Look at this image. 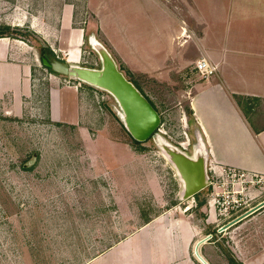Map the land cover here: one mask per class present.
<instances>
[{
    "label": "crops",
    "instance_id": "crops-1",
    "mask_svg": "<svg viewBox=\"0 0 264 264\" xmlns=\"http://www.w3.org/2000/svg\"><path fill=\"white\" fill-rule=\"evenodd\" d=\"M9 1L0 0V28L25 31L28 27L36 36L43 34L49 43L59 33L63 43H82L85 30L71 28L75 14L69 3L62 7L60 18L56 14L48 23L43 17H34L30 26H25L27 21L16 22L12 14H1ZM90 3L98 8L103 29L113 31L112 42L119 44L116 49L138 72L151 76L164 69L170 80L176 73L187 80L183 95L189 98L196 127L206 141L210 169L225 175L219 182H226V192L233 179L226 176L225 169L243 173L244 177L235 181L233 195L243 197L248 206L243 213L228 210L220 214L210 207L212 197L198 204L200 196L196 194L184 209L172 204L141 223L136 213V223L132 224L128 221L133 220L128 214L132 208L127 202L132 200L133 167L128 168L122 160L117 166L105 159L104 168L97 169L114 175L108 183L111 199L120 217L126 218L125 225L115 229L121 232L125 227L126 236L112 238L108 244L92 243L90 248L97 247L98 252L90 253L81 264H264V205L252 211L264 201V0H137L136 10L128 0L127 22L120 20L113 5L108 10L107 0ZM9 4L21 8L19 2ZM140 17L144 19L142 25L138 24ZM1 35L0 98H20L30 90L34 66L24 60L27 36ZM193 43L198 52L190 60L185 49ZM74 49L68 50L67 59L79 62L81 53ZM202 58L218 69L189 85L190 69L197 70ZM59 80L54 77L50 88L49 114L58 122L78 124L80 109L84 110L81 101L88 96L82 95L79 86ZM67 89L74 90V102L68 100ZM103 186L98 194L87 195L93 209H100L97 203L107 189ZM223 187H216V191ZM89 228L88 232L94 233L101 224L92 219ZM220 238H226L227 245L219 243Z\"/></svg>",
    "mask_w": 264,
    "mask_h": 264
},
{
    "label": "rangeland",
    "instance_id": "rangeland-1",
    "mask_svg": "<svg viewBox=\"0 0 264 264\" xmlns=\"http://www.w3.org/2000/svg\"><path fill=\"white\" fill-rule=\"evenodd\" d=\"M126 1L107 0L108 10L113 5L122 22L129 20L126 11L130 7L127 8ZM129 1L136 10L137 0ZM9 2L21 3L22 9ZM9 2L2 6L1 14H12V20L16 22L27 21L25 26H30L34 17H43L48 23L55 20L56 14L60 18L62 7L69 3L75 14L71 28H84V37L80 44L63 43L61 34H56V38L50 39L55 55L68 60L66 53L75 48L81 57L79 62L72 63L99 68L100 56L90 43V38L95 37L109 48L119 67L152 100L162 115V124L158 134L149 140L134 142L114 96L45 67L39 51L41 45L50 46V43L42 38L43 34L36 36L27 27L24 60L34 65L30 90L20 98H0V264H81L90 253L98 252L97 247L90 248L92 243L108 244L112 238L126 236L125 227L121 232L115 229L116 225H125L126 218L120 217L121 213L111 199L113 194H110L108 183L114 175L97 169L104 168L105 159H111L117 166L122 160L121 163L128 168L133 167V185L130 183L133 191L132 188L129 190L132 200L127 202L132 208L128 213L133 215V220H128L132 224L136 223V213L138 223H141L149 215L158 214L172 204L180 205L182 209L188 207L192 198L181 199L182 183L172 162L162 154L164 151L160 145L163 139L192 154L198 142V128L189 109V98L183 95L188 83L183 75L176 73L170 80L164 69L151 76L138 72L120 49H116L119 44L112 42L113 31L103 29L99 23V10L90 0ZM140 20L138 24L142 25L144 19L140 17ZM185 50L191 60L198 47L193 43ZM188 76L189 85L204 78L194 68L190 69ZM54 77L59 78L61 84L79 86L82 95L88 96L81 101L84 110L80 109L78 124L58 122L49 114ZM66 91L68 100L74 102V90ZM225 170L229 177V169ZM209 174L212 184L198 193V204L215 197V185L225 176L215 174L210 169V161ZM235 176L243 178L239 173ZM104 184L107 186L106 195L100 204L97 203L99 206L94 203L100 209H93L87 195L98 194ZM223 188L218 191V197L226 198ZM240 201L237 210L243 213L248 204L244 203L243 197ZM237 210H232L233 214H238ZM92 219L96 225L101 224V229L94 233L88 232ZM220 239L219 243L227 245L226 238Z\"/></svg>",
    "mask_w": 264,
    "mask_h": 264
},
{
    "label": "water",
    "instance_id": "water-1",
    "mask_svg": "<svg viewBox=\"0 0 264 264\" xmlns=\"http://www.w3.org/2000/svg\"><path fill=\"white\" fill-rule=\"evenodd\" d=\"M94 39L96 43H93ZM90 43L100 56L99 68L72 63L54 55L41 57L42 64L57 74L101 88L113 95L120 106L124 125L135 140L144 142L158 134L162 124L159 110L119 67L115 56L104 43L93 36ZM196 134L198 142L192 154L170 141L160 140L164 154L174 165L182 183L181 199L193 197L212 182L208 147L199 129ZM262 205L264 201L252 211Z\"/></svg>",
    "mask_w": 264,
    "mask_h": 264
},
{
    "label": "built area",
    "instance_id": "built-area-1",
    "mask_svg": "<svg viewBox=\"0 0 264 264\" xmlns=\"http://www.w3.org/2000/svg\"><path fill=\"white\" fill-rule=\"evenodd\" d=\"M196 68L198 70V72L203 76V77H208L212 74H214L217 69H218V66L211 62L209 59L207 58H202L200 59L197 64H196ZM230 171V175L232 177V181L228 182V184H230V190L232 189V193H230V190L229 192L227 191H223L225 192V196L226 198H221V197H218L219 196V193L218 191H216V195L215 197L212 198V201L210 202V207L211 209L215 210V211H219L220 214H225L226 211L229 210V207H230V210H237V208L239 209L240 206H241V198L242 197H234V185L236 184L235 181L238 180V179H241V178H235L237 175V173H239L242 177H244V174L241 173V172H233L232 170H229ZM221 181V180H220ZM226 182H222V183H217V186L215 187H222L223 185H225ZM227 204V205H226Z\"/></svg>",
    "mask_w": 264,
    "mask_h": 264
},
{
    "label": "trees",
    "instance_id": "trees-1",
    "mask_svg": "<svg viewBox=\"0 0 264 264\" xmlns=\"http://www.w3.org/2000/svg\"><path fill=\"white\" fill-rule=\"evenodd\" d=\"M8 33L10 36H14L15 34L17 33H20L22 35H26L27 36V33H26V30H18V29H13L11 28L10 26H4V27H1L0 28V36H2L1 34H6ZM40 54H41V57H49L51 55H55L54 51L51 49V47L47 46V45H41L40 47ZM50 69V68H49ZM52 72H54L52 69H50ZM55 73V72H54ZM140 88V87H139ZM143 91V90H142ZM150 99V98H149ZM151 100V99H150ZM152 101V100H151ZM153 103V102H152ZM154 104V103H153ZM155 106V104H154ZM156 107V106H155ZM192 112V110H190ZM193 113V112H192ZM133 138V137H132ZM134 142L136 143H141L140 141H137L133 138ZM198 194V193H197ZM235 264H241V263H236Z\"/></svg>",
    "mask_w": 264,
    "mask_h": 264
},
{
    "label": "bare ground",
    "instance_id": "bare-ground-1",
    "mask_svg": "<svg viewBox=\"0 0 264 264\" xmlns=\"http://www.w3.org/2000/svg\"><path fill=\"white\" fill-rule=\"evenodd\" d=\"M94 42L96 43V40H95V39L93 40V43H94ZM69 46H70V45H69ZM198 147H199V146H198ZM162 154H163L166 158H168L164 153H162Z\"/></svg>",
    "mask_w": 264,
    "mask_h": 264
},
{
    "label": "flooded vegetation",
    "instance_id": "flooded-vegetation-1",
    "mask_svg": "<svg viewBox=\"0 0 264 264\" xmlns=\"http://www.w3.org/2000/svg\"><path fill=\"white\" fill-rule=\"evenodd\" d=\"M211 184H212V182H211Z\"/></svg>",
    "mask_w": 264,
    "mask_h": 264
}]
</instances>
